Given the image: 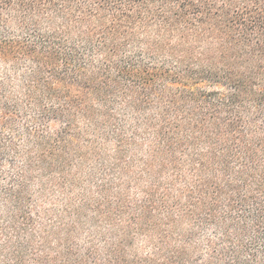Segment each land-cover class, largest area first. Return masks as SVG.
<instances>
[{"label": "trees", "instance_id": "obj_1", "mask_svg": "<svg viewBox=\"0 0 264 264\" xmlns=\"http://www.w3.org/2000/svg\"><path fill=\"white\" fill-rule=\"evenodd\" d=\"M0 264H264V0H0Z\"/></svg>", "mask_w": 264, "mask_h": 264}]
</instances>
